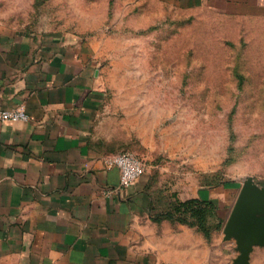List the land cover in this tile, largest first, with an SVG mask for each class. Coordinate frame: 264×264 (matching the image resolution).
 Segmentation results:
<instances>
[{"label":"rangeland","instance_id":"374dc122","mask_svg":"<svg viewBox=\"0 0 264 264\" xmlns=\"http://www.w3.org/2000/svg\"><path fill=\"white\" fill-rule=\"evenodd\" d=\"M173 3L0 0V23L29 30L39 45L69 38L92 47L118 152L145 162L156 211L195 185L206 191L218 206L215 230L196 264H233L239 253L225 225L245 180L264 185V18ZM261 248L252 264H264ZM171 259L161 264H190Z\"/></svg>","mask_w":264,"mask_h":264},{"label":"crops","instance_id":"0c3cea01","mask_svg":"<svg viewBox=\"0 0 264 264\" xmlns=\"http://www.w3.org/2000/svg\"><path fill=\"white\" fill-rule=\"evenodd\" d=\"M173 4L264 18V0ZM103 79L89 44L39 45L29 30L0 23V112L23 106L30 116L0 124V264L197 263L207 239L195 227L152 220L146 171L118 192L120 170L106 160L120 153L119 128L105 114ZM206 193L195 185L183 200Z\"/></svg>","mask_w":264,"mask_h":264},{"label":"water","instance_id":"95a60500","mask_svg":"<svg viewBox=\"0 0 264 264\" xmlns=\"http://www.w3.org/2000/svg\"><path fill=\"white\" fill-rule=\"evenodd\" d=\"M225 240H235L239 253L233 264H252L256 247L264 248V186L245 180L224 228Z\"/></svg>","mask_w":264,"mask_h":264},{"label":"trees","instance_id":"16d2710c","mask_svg":"<svg viewBox=\"0 0 264 264\" xmlns=\"http://www.w3.org/2000/svg\"><path fill=\"white\" fill-rule=\"evenodd\" d=\"M217 208L218 206L213 200L206 198L177 201L171 204L167 210L159 212L156 211L155 203H152L151 217L158 223L169 220L172 223L195 227L207 240H210L215 230L212 218Z\"/></svg>","mask_w":264,"mask_h":264},{"label":"built area","instance_id":"2783aa9c","mask_svg":"<svg viewBox=\"0 0 264 264\" xmlns=\"http://www.w3.org/2000/svg\"><path fill=\"white\" fill-rule=\"evenodd\" d=\"M30 116L23 106L13 110L0 112V124L3 122L28 121ZM108 167H117L120 170L121 179L117 188L118 192L126 190L145 174L146 164L137 155L130 152H120L107 158Z\"/></svg>","mask_w":264,"mask_h":264}]
</instances>
